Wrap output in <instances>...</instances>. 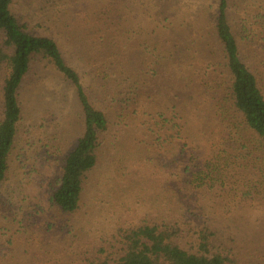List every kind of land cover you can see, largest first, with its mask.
<instances>
[{
    "label": "trees",
    "instance_id": "1",
    "mask_svg": "<svg viewBox=\"0 0 264 264\" xmlns=\"http://www.w3.org/2000/svg\"><path fill=\"white\" fill-rule=\"evenodd\" d=\"M68 1L74 0H38L47 7L61 5L62 14ZM13 4L0 0V201L12 168L26 169L34 144L32 131L24 132L27 139L19 133L25 82L29 78L30 90L45 79L41 73L53 69L74 91L81 127L59 162V174L47 183V201L59 218L70 220L85 208L98 226L104 215L116 220L114 207L109 212L104 201L85 200L91 174L110 154L108 146L102 148L114 121L110 112L127 111L123 126L122 117L118 121L121 131L131 127V115L146 116L145 129L144 124L133 127L151 145L182 141L183 164L175 183H151L142 197L133 191V204L143 199L155 220L150 214L117 217L111 240L100 237L97 245L83 243L67 251V263L241 264L234 236L217 232L211 219L259 188L264 193V0H212L202 7L205 17L196 11L187 19L175 0H87L79 21L68 9L61 25L66 34L73 23L79 29L82 20L87 44L80 57L76 51L72 55L80 58L84 73L69 61L63 42L44 34L41 22L17 17ZM230 9L242 10L243 16L234 18ZM81 73L89 76L87 85ZM95 82L99 94L92 90ZM142 140L134 137L135 151L145 150ZM20 142L24 146L16 149ZM116 160L110 170L119 181ZM138 179L129 182L145 184ZM59 230L69 239L70 229ZM8 242L0 243V264L12 258Z\"/></svg>",
    "mask_w": 264,
    "mask_h": 264
},
{
    "label": "rangeland",
    "instance_id": "2",
    "mask_svg": "<svg viewBox=\"0 0 264 264\" xmlns=\"http://www.w3.org/2000/svg\"><path fill=\"white\" fill-rule=\"evenodd\" d=\"M86 1H68L62 9L64 11L62 14L60 13L61 5L60 7H47L43 3L40 4L38 0H14L12 11L25 22L34 24L41 22L43 33L58 39L60 44L63 42L69 61L76 64L78 70L84 73L82 68L84 66L80 64V58H75V56L80 57V53H83L84 46L87 44L83 42L85 35L82 32L84 31L83 23L80 24L82 20L79 25L77 24L79 29L74 30L76 23H73V34L72 32L66 34L62 32L64 28L62 29L61 25L63 19L66 18L68 9L75 10L73 14L79 21L84 15L83 7H85ZM211 2L212 0H175V6H179L180 10H183L180 15L185 19L196 11L202 18L205 17L202 7ZM243 4L242 1L240 5L243 7ZM230 6L235 8L232 3ZM41 8L43 9L41 10ZM56 8L59 10L58 13ZM230 11L232 15L235 12L234 18L243 16L244 13L242 10L230 9ZM244 16L247 14L245 13ZM241 50L244 51L242 48ZM70 57L73 58V61L70 60ZM81 57L84 56L81 55ZM41 76L45 79L40 78V83L34 84L30 90L28 78L22 90L21 100L25 114L19 133L27 139L24 132L32 131L30 135L33 137L34 144L30 148L29 155L25 158L26 169L20 171L13 167L2 193L0 243L11 241L8 243L12 250V258L8 257L9 263L2 261L1 264H68L65 259L69 255L67 251L79 248L83 243L97 245L100 237L105 241L111 240L110 236L116 229L114 226L117 217L122 219L134 217L136 219L150 214L151 218L154 210L142 205L143 199H139V205L137 202L133 204V191L137 189L136 193L139 191L138 195H141V191L142 193L150 192L151 186L148 187V185L151 183L173 182V178L182 169L183 157L179 154V146L182 141H176L172 145L167 143L151 145L149 143L153 141L149 140L148 142V136L146 137L143 132L136 133L135 127H133L138 125V128L142 129L146 116L139 115L133 118L131 115L132 119L127 121L131 127L121 131L118 121L122 117L120 124L123 126L127 119V111L123 110L121 115L119 112H110V115L114 116V121L112 119L110 131L104 137L102 145L104 151L108 146L110 154L106 158L104 156V160L97 170L91 174L90 182L86 186L88 192L85 191V200L86 202L92 201L94 198L93 201H104L109 212L112 211L111 207H114L116 220L108 221L110 219L104 215L100 218L101 225L98 226L91 222L85 208L70 220L67 216L59 218L47 201V183L59 174V162L63 154L70 144H75L77 135L81 131L77 122L79 109L73 98V89L60 80V75L57 72L51 69L47 73H41ZM88 77L84 76L85 85L89 83ZM160 84L167 85L164 81ZM167 89L162 87V90ZM92 90L98 92L96 82L92 86ZM97 92H91V96L96 97ZM158 99L162 100L163 98L159 97ZM145 127L144 124L143 128L145 129ZM64 128H66L65 135L62 132ZM23 136H20L22 141ZM134 137L146 142L143 146L145 150H134L137 147V145H132ZM23 143H18L16 149L24 146ZM30 143L32 144V142ZM121 156L122 160L119 158ZM114 158H117L116 161L119 158L118 164L121 167V173L116 176L120 178L119 181L114 177V172L110 170V162ZM247 172L254 174L253 170ZM132 177L134 179L139 177V181L143 179L146 182L140 185L141 187L131 185L129 181ZM142 183L144 182L142 181ZM111 184L116 186L115 191L108 190L111 188ZM123 190L124 194L121 192ZM261 193L262 188H259L257 194H250L247 198L238 199L233 209L231 208L226 213L221 212L222 214L217 212L218 216L215 215L211 219L213 228L217 232L234 236L235 252H233L241 264L264 263V193ZM122 202L124 204H119ZM189 202L192 205L196 204L195 199H191ZM124 205L126 206L124 207ZM155 218L153 216L152 219L155 220ZM81 224L83 228L80 227ZM59 229H63L65 232L70 229L69 239ZM74 237L78 238L73 240Z\"/></svg>",
    "mask_w": 264,
    "mask_h": 264
}]
</instances>
